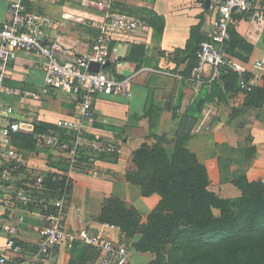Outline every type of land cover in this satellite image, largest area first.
Listing matches in <instances>:
<instances>
[{
    "label": "crops",
    "instance_id": "0c3cea01",
    "mask_svg": "<svg viewBox=\"0 0 264 264\" xmlns=\"http://www.w3.org/2000/svg\"><path fill=\"white\" fill-rule=\"evenodd\" d=\"M207 1L29 0V9L34 14L60 22L59 29L50 33L60 37L57 55L63 64L73 63L91 52L108 14L146 7L165 18L163 33L148 24V30L116 32L109 44L106 70L118 78L132 77V95H97L96 120L84 137L118 143L122 153L89 152L96 158L93 167L98 170V176L80 171L72 175L73 186L65 207L68 229L90 227L94 232L125 241L119 227L111 228L99 221L105 200L111 196L120 198L127 208H136L142 214V221H147L161 196H143L140 186L126 180V171L130 154L149 135L187 136L188 147L207 169L209 189L222 198L234 200L241 195L234 185L236 178L246 176L250 181L264 182V70L255 68L257 60H264V19L253 13L237 15L232 24L233 53H228L234 71L241 67L252 77L260 75L258 91L240 88L226 93L220 81L205 82L212 73L210 66L197 69L194 77H186L183 72L187 62L176 65L168 56L177 48L186 47L192 27L200 22L201 32L208 36L212 15L211 0L208 5ZM9 3L10 0H0V24L7 21ZM42 60L20 52L5 77H0V129L7 123L8 108H13V119L30 121L34 117L52 125L76 111L78 97L72 92L44 93L45 72L36 67ZM199 81L203 84L199 85ZM19 149L27 168L19 176L63 173L67 169L65 155L56 150L37 148L35 144ZM21 216L25 217L24 223H18ZM42 223L38 210L33 208L28 212L0 193V255L7 254L13 260L17 256L9 253L5 226L18 225V242L28 254L37 248L39 238L35 228ZM86 246L79 243L72 249L63 243L59 260L52 264H69L80 259ZM135 251L132 249V264H135ZM139 253L141 264L155 259L150 252Z\"/></svg>",
    "mask_w": 264,
    "mask_h": 264
},
{
    "label": "built area",
    "instance_id": "2783aa9c",
    "mask_svg": "<svg viewBox=\"0 0 264 264\" xmlns=\"http://www.w3.org/2000/svg\"><path fill=\"white\" fill-rule=\"evenodd\" d=\"M211 29L197 51L198 69L210 66L212 73L207 81H217L224 70L233 69L229 62L227 46L231 40L230 27L235 15L253 13L264 19L263 0H211ZM60 22L40 17L27 6L26 0H10L7 21L0 24V77H5L9 66L19 57L20 52L43 58L37 68L45 72L44 93L50 90L69 91L78 97L76 111L67 118H60L47 134L36 137L37 148H49L63 153L67 169L63 173L34 174L19 176L27 171L25 159L20 149L13 143V135L20 132L34 133L32 121L11 118L13 108H8L7 123L0 129V193L10 197L16 205L30 212L35 208L42 215V225L35 228L39 242L37 248L25 254L24 247L18 242L17 224L5 226L8 233L9 253L0 255V264H47L55 263L60 257V246L68 243L92 246L98 251L93 264H132V248L125 241H119L94 232L90 227L77 231L67 228L65 207L72 190V175L75 172L98 176L93 167L96 155H120L121 145L105 143L98 139L84 137V132L95 123V99L99 94L132 95L133 78H118L104 66L109 64V44L116 32L131 33L148 30V23L127 13L108 14L101 27V33L92 44L89 54L73 63L60 62L57 51L61 47L60 37L50 31H57ZM92 62L99 63L101 69H90ZM119 65V63H117ZM255 68L264 70V60H257ZM260 79L255 74L250 80H240V88L251 90ZM203 84L199 81V85ZM58 184L57 187L52 186ZM21 216L18 223H24ZM108 224V223H107ZM114 228L115 225L108 224Z\"/></svg>",
    "mask_w": 264,
    "mask_h": 264
},
{
    "label": "trees",
    "instance_id": "16d2710c",
    "mask_svg": "<svg viewBox=\"0 0 264 264\" xmlns=\"http://www.w3.org/2000/svg\"><path fill=\"white\" fill-rule=\"evenodd\" d=\"M26 3L29 7V0ZM127 14L147 21L159 33L165 29L164 16L153 9L132 7ZM202 25L192 27L185 48L168 54L176 65L187 62L186 77H194L198 69L197 51L207 38L201 32ZM230 31L227 53H233L232 25ZM251 78L252 74L241 67L237 71L229 68L217 83H222L226 93H233L240 89L241 79ZM251 90L258 91V87ZM29 120L35 124L34 133L14 134L13 143L18 148L34 147L38 135L54 128L34 117ZM187 141V136L177 134L149 135L130 154L126 180L140 186L143 196H161L145 223L136 208H127L114 196L105 200L99 221L119 227L125 242H133L132 249L154 254L155 259L147 264H264V182L236 178L234 185L241 195L234 200L220 197L209 189L207 169ZM86 247L82 257L69 264H93L98 251Z\"/></svg>",
    "mask_w": 264,
    "mask_h": 264
},
{
    "label": "water",
    "instance_id": "95a60500",
    "mask_svg": "<svg viewBox=\"0 0 264 264\" xmlns=\"http://www.w3.org/2000/svg\"><path fill=\"white\" fill-rule=\"evenodd\" d=\"M206 4H209V0L206 2ZM108 67V65L104 66V68ZM101 65L99 63L96 62H92L90 65V69L94 70V71H99L101 69Z\"/></svg>",
    "mask_w": 264,
    "mask_h": 264
},
{
    "label": "rangeland",
    "instance_id": "374dc122",
    "mask_svg": "<svg viewBox=\"0 0 264 264\" xmlns=\"http://www.w3.org/2000/svg\"><path fill=\"white\" fill-rule=\"evenodd\" d=\"M7 100H8V99H7ZM9 100H10V98H9ZM17 105H18V104H17ZM17 105H16V106H17ZM4 125H5V124H4ZM132 243H133V242H130V245H132ZM140 255H141V254H140L138 251H135V252H134L133 259H134V263H135V264H141V263H140Z\"/></svg>",
    "mask_w": 264,
    "mask_h": 264
}]
</instances>
